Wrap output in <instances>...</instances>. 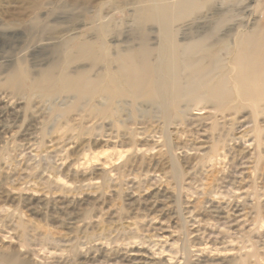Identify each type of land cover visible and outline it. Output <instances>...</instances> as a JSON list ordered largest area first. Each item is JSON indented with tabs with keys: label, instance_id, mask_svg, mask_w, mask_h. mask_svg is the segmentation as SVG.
<instances>
[{
	"label": "rangeland",
	"instance_id": "1",
	"mask_svg": "<svg viewBox=\"0 0 264 264\" xmlns=\"http://www.w3.org/2000/svg\"><path fill=\"white\" fill-rule=\"evenodd\" d=\"M184 1L0 0V262L264 264V84L233 64L239 34L264 42V0ZM161 7L177 44L211 34L196 63L211 59L223 97L163 108L34 88L47 72L93 83L141 36L160 65Z\"/></svg>",
	"mask_w": 264,
	"mask_h": 264
},
{
	"label": "bare ground",
	"instance_id": "2",
	"mask_svg": "<svg viewBox=\"0 0 264 264\" xmlns=\"http://www.w3.org/2000/svg\"><path fill=\"white\" fill-rule=\"evenodd\" d=\"M192 4L191 0H186L180 6L190 9ZM173 12L165 7H161L158 11L164 33L160 65L156 66L151 63L152 50L148 47L145 36H141L138 49L116 55L114 59L116 69L106 71L93 83L85 75L77 79L63 77L57 82L53 75L47 72L44 79L35 84L34 88L44 94L54 92L53 90L68 89L78 95L85 93L90 97H94V91L99 89V94L111 102L117 99H129L134 102L143 98L148 101L159 100L163 108H176V105L185 98L198 101L202 94L223 97L221 92L224 89V81L213 83L209 78L213 69L211 59L207 65L198 66L196 63L200 64L207 59L206 53L211 34L184 43V45L177 44L171 30L172 16H175ZM260 32L253 31L248 35L239 34L236 40V55L233 59L237 76L251 78L255 84H264V42L262 41L257 46L258 38L263 35ZM88 50L86 45H81L79 57L95 58L91 53L87 54ZM196 54L202 55L194 58ZM91 61L96 63L95 59ZM180 61L185 64L184 81L179 78ZM249 90V86L241 85L240 87L242 94H248ZM258 98L254 97V99ZM209 212L214 216L218 215L217 217L228 216L225 209H215ZM127 257L126 264H147V261H152L139 252L129 254ZM0 264L16 263L3 259Z\"/></svg>",
	"mask_w": 264,
	"mask_h": 264
}]
</instances>
